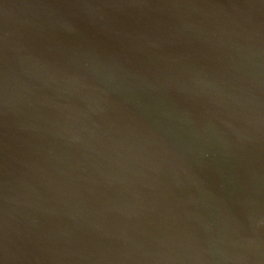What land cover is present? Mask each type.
Wrapping results in <instances>:
<instances>
[{"label":"water","instance_id":"1","mask_svg":"<svg viewBox=\"0 0 264 264\" xmlns=\"http://www.w3.org/2000/svg\"><path fill=\"white\" fill-rule=\"evenodd\" d=\"M0 264H264V0H0Z\"/></svg>","mask_w":264,"mask_h":264}]
</instances>
